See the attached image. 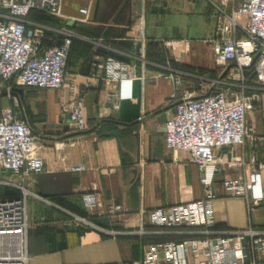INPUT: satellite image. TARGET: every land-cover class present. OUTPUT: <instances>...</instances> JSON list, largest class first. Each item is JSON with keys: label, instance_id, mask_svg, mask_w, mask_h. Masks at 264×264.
I'll use <instances>...</instances> for the list:
<instances>
[{"label": "crops", "instance_id": "1", "mask_svg": "<svg viewBox=\"0 0 264 264\" xmlns=\"http://www.w3.org/2000/svg\"><path fill=\"white\" fill-rule=\"evenodd\" d=\"M60 13L32 10L26 21L43 30L42 49L59 45L64 32L73 35L63 88L0 81V116L9 109L28 124L37 138L33 156L44 162L40 174L7 176L28 193V264H134L148 244L197 233L152 227L148 213L202 198L197 167L186 153L167 148L164 125L183 93L201 96L219 76L208 43L217 17L208 0H64ZM4 15L0 10V20ZM105 57L134 65L135 78L89 81L91 62ZM77 101L84 132L71 130L63 113ZM261 109L259 122L249 121L254 131L244 144L219 149L207 169L218 191L211 203L215 224L208 229L214 234L250 226L264 231L258 183L264 171L254 174L264 163V94ZM236 177L254 182L248 203L222 193V181ZM86 196L95 203L90 210ZM69 213L118 234L68 227ZM141 229L151 234L136 235Z\"/></svg>", "mask_w": 264, "mask_h": 264}, {"label": "built area", "instance_id": "2", "mask_svg": "<svg viewBox=\"0 0 264 264\" xmlns=\"http://www.w3.org/2000/svg\"><path fill=\"white\" fill-rule=\"evenodd\" d=\"M64 0H0V10L6 11L0 20V81H14L19 88L60 90L64 86L66 64L73 35L64 32L59 45L42 49L43 30L28 28L27 17L40 10L60 18ZM217 17L214 35L208 43L216 68L243 71L255 68L264 85V0H208ZM88 13L87 8L80 9ZM91 82H121L135 78V66L114 57L91 62ZM213 89L201 96L183 93L164 125V140L168 149L186 153L200 173L203 188L198 201L149 211L148 220L156 228H186L197 231L193 237L179 241L156 242L143 249L142 258L134 264H264V231L252 226L244 230L214 234L208 229L215 224L211 203L218 197L209 167L216 163V152L224 147L244 144L252 129L247 127L250 102L242 94L226 89ZM10 91L11 88L9 87ZM113 105L116 106L114 103ZM68 125L74 132H84L87 121L82 104L77 101L64 109ZM37 138L24 121L11 110L0 116V170L28 177L44 171V162L33 156ZM264 163L254 174L259 177ZM264 186V178L258 179ZM1 184V183H0ZM19 199L0 200V264H28L27 210L28 193L16 187ZM254 182L246 177L224 179L221 190L225 196L250 200ZM262 200L258 198L254 203ZM87 209L94 201L84 197ZM120 207H115V211ZM113 210V212H114ZM68 227L81 230L97 228L87 219L68 214ZM102 230V229H99ZM103 232L115 236L118 233ZM138 236L150 235L139 230Z\"/></svg>", "mask_w": 264, "mask_h": 264}, {"label": "rangeland", "instance_id": "3", "mask_svg": "<svg viewBox=\"0 0 264 264\" xmlns=\"http://www.w3.org/2000/svg\"><path fill=\"white\" fill-rule=\"evenodd\" d=\"M216 72L217 79L212 78L215 82L217 81V88L226 89L233 94H242L248 98L250 102V109L247 113V127L251 128L254 131L253 126L249 121L258 120L262 113V101L264 94V85L261 83V74L255 68H250L243 71H237L231 67L230 69H225V71L213 68ZM213 71V72H214ZM212 77V76H211ZM213 89V86H211ZM258 127V124L256 122ZM252 133V132H251ZM9 173L0 172V196L3 195L4 190H9L14 188L12 185L16 184L13 180L8 179ZM259 183V182H258ZM260 185V183H259ZM264 186L260 185V190H262V194H264ZM15 189V188H14ZM252 197V195H251ZM252 220H255L256 214L255 212L251 213Z\"/></svg>", "mask_w": 264, "mask_h": 264}, {"label": "trees", "instance_id": "4", "mask_svg": "<svg viewBox=\"0 0 264 264\" xmlns=\"http://www.w3.org/2000/svg\"><path fill=\"white\" fill-rule=\"evenodd\" d=\"M21 198V193L20 191H18L17 189H7L4 190L3 195L0 196V200L2 199H19ZM83 231H87V230H83Z\"/></svg>", "mask_w": 264, "mask_h": 264}, {"label": "water", "instance_id": "5", "mask_svg": "<svg viewBox=\"0 0 264 264\" xmlns=\"http://www.w3.org/2000/svg\"><path fill=\"white\" fill-rule=\"evenodd\" d=\"M64 129H66V127Z\"/></svg>", "mask_w": 264, "mask_h": 264}]
</instances>
